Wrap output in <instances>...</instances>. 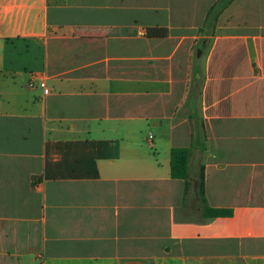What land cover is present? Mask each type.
<instances>
[{"label": "crops", "instance_id": "0c3cea01", "mask_svg": "<svg viewBox=\"0 0 264 264\" xmlns=\"http://www.w3.org/2000/svg\"><path fill=\"white\" fill-rule=\"evenodd\" d=\"M215 1L0 0V264H264V0L218 17L205 152L187 192L170 178ZM200 163L206 206L230 216L205 219Z\"/></svg>", "mask_w": 264, "mask_h": 264}, {"label": "trees", "instance_id": "16d2710c", "mask_svg": "<svg viewBox=\"0 0 264 264\" xmlns=\"http://www.w3.org/2000/svg\"><path fill=\"white\" fill-rule=\"evenodd\" d=\"M233 0H216L207 10L202 26L198 29L199 39L193 46V55L190 63V74L185 100L181 106L182 114L186 116L191 127V144L189 148H172L170 150V178L180 179L184 182L185 192L189 189L188 160L191 151L201 156L205 152V131L199 114L201 90L204 80L203 59L211 43L215 26L220 14L232 3ZM201 50L199 57L195 52ZM194 191L197 195L200 209L205 219L230 216L229 210L212 209L206 206L203 191V166L200 163L194 175Z\"/></svg>", "mask_w": 264, "mask_h": 264}, {"label": "water", "instance_id": "95a60500", "mask_svg": "<svg viewBox=\"0 0 264 264\" xmlns=\"http://www.w3.org/2000/svg\"><path fill=\"white\" fill-rule=\"evenodd\" d=\"M201 55V51L200 50H197L196 53H195V56L196 57H199Z\"/></svg>", "mask_w": 264, "mask_h": 264}, {"label": "built area", "instance_id": "2783aa9c", "mask_svg": "<svg viewBox=\"0 0 264 264\" xmlns=\"http://www.w3.org/2000/svg\"><path fill=\"white\" fill-rule=\"evenodd\" d=\"M44 94H48V89H44Z\"/></svg>", "mask_w": 264, "mask_h": 264}, {"label": "rangeland", "instance_id": "374dc122", "mask_svg": "<svg viewBox=\"0 0 264 264\" xmlns=\"http://www.w3.org/2000/svg\"><path fill=\"white\" fill-rule=\"evenodd\" d=\"M201 51V50H200Z\"/></svg>", "mask_w": 264, "mask_h": 264}]
</instances>
